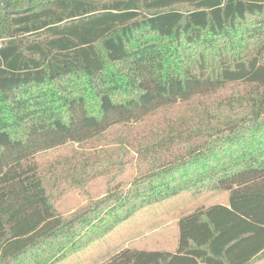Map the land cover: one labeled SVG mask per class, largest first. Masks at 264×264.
Here are the masks:
<instances>
[{"label":"trees","instance_id":"trees-1","mask_svg":"<svg viewBox=\"0 0 264 264\" xmlns=\"http://www.w3.org/2000/svg\"><path fill=\"white\" fill-rule=\"evenodd\" d=\"M0 0V264H56L182 193L174 252L100 264L264 257V0ZM79 151L41 167L37 155ZM135 154V175L114 184ZM105 177L67 216L52 198Z\"/></svg>","mask_w":264,"mask_h":264},{"label":"rangeland","instance_id":"rangeland-1","mask_svg":"<svg viewBox=\"0 0 264 264\" xmlns=\"http://www.w3.org/2000/svg\"><path fill=\"white\" fill-rule=\"evenodd\" d=\"M75 144H67L37 155L41 167L68 157L73 151H81ZM135 154L127 157L126 169L116 177L114 184L128 185L135 175ZM107 190L105 177L91 180L87 185L65 189L52 198L55 210L67 216L85 207L88 201L101 198ZM226 192L207 191L199 194L182 193L174 198L147 206L135 212L127 221L118 225L110 233L98 239L86 249L71 254L56 264H100L110 259L125 247L154 251L162 247V235L170 233L172 224L182 214L197 207L212 203L226 202ZM264 264V263H262Z\"/></svg>","mask_w":264,"mask_h":264},{"label":"crops","instance_id":"crops-1","mask_svg":"<svg viewBox=\"0 0 264 264\" xmlns=\"http://www.w3.org/2000/svg\"><path fill=\"white\" fill-rule=\"evenodd\" d=\"M214 204H220V205H227L228 204V198L226 200V202L224 203H212L210 205H204V206H200V207H208V206H211V205H214ZM194 210V209H191V211ZM191 211H188L187 213H190ZM185 213V214H187ZM185 214H182V215H185ZM180 215V216H182ZM178 216L175 220V222L172 224V227H170L172 229L171 231V235L170 233H163L162 235V247L161 248H158V249H153V250H162V251H168V252H174L177 248V241H178V226H177V222H178V219L179 217ZM125 248H129V247H125ZM124 249V248H123ZM264 263V257L259 260L257 263L255 264H262Z\"/></svg>","mask_w":264,"mask_h":264},{"label":"water","instance_id":"water-1","mask_svg":"<svg viewBox=\"0 0 264 264\" xmlns=\"http://www.w3.org/2000/svg\"><path fill=\"white\" fill-rule=\"evenodd\" d=\"M2 5L5 8V1L4 0H2Z\"/></svg>","mask_w":264,"mask_h":264}]
</instances>
